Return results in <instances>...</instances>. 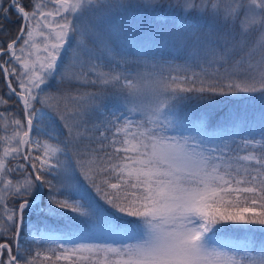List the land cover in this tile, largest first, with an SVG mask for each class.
<instances>
[{
    "label": "snow or ice",
    "instance_id": "obj_1",
    "mask_svg": "<svg viewBox=\"0 0 264 264\" xmlns=\"http://www.w3.org/2000/svg\"><path fill=\"white\" fill-rule=\"evenodd\" d=\"M0 74V264H264V0H0Z\"/></svg>",
    "mask_w": 264,
    "mask_h": 264
},
{
    "label": "trees",
    "instance_id": "obj_2",
    "mask_svg": "<svg viewBox=\"0 0 264 264\" xmlns=\"http://www.w3.org/2000/svg\"><path fill=\"white\" fill-rule=\"evenodd\" d=\"M13 19H15V16H13ZM2 75V74H0ZM0 86H2V79H0ZM243 108V112L244 114L249 118H253L254 116H256L257 114H259V112L261 111L262 108H264V105L261 104L260 100L257 98L254 101L249 102L247 105L242 106ZM93 198L95 199V194L94 193H90ZM52 223H56L58 226L63 227L64 224L68 223L66 221H56V222H52ZM71 227H76V222L72 221L70 223ZM236 238H238L239 234H235ZM259 238V237H258ZM33 247H35V245H32ZM42 264H49V262L47 261H43ZM56 264H67V262L64 261H59L56 262Z\"/></svg>",
    "mask_w": 264,
    "mask_h": 264
}]
</instances>
